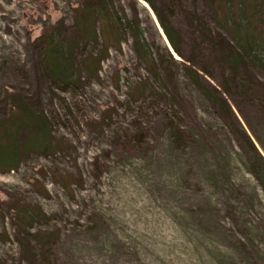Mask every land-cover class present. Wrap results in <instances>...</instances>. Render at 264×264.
<instances>
[{
	"label": "rangeland",
	"instance_id": "obj_1",
	"mask_svg": "<svg viewBox=\"0 0 264 264\" xmlns=\"http://www.w3.org/2000/svg\"><path fill=\"white\" fill-rule=\"evenodd\" d=\"M111 1L139 21L159 78L138 59L130 30L96 21L98 40H82V16L97 0H0V150L10 152L25 107L47 119L62 147L49 156L23 149L27 128L16 135L18 167L0 164V264H264V164L255 151L264 157V70L235 86L208 43V30H220L208 0H153L160 17L141 0ZM104 33L109 56L91 74L85 60L93 66L104 54ZM54 36L52 47L72 52L78 82L45 71ZM189 58L212 74L198 69L208 88L230 76L231 110L206 98Z\"/></svg>",
	"mask_w": 264,
	"mask_h": 264
},
{
	"label": "trees",
	"instance_id": "obj_2",
	"mask_svg": "<svg viewBox=\"0 0 264 264\" xmlns=\"http://www.w3.org/2000/svg\"><path fill=\"white\" fill-rule=\"evenodd\" d=\"M144 1L150 4L159 16L153 0ZM208 4L215 13V21L220 29L216 30V33L213 30H208V43L214 45L220 52L222 63L225 66L227 65L233 74L232 81L235 80V86L244 88V75L249 74L255 67L264 70V0H208ZM87 8L90 9H87L90 12L83 15L82 23L80 22L81 25H83V27H81L83 41L98 40L99 29L97 28L96 32V26L94 27L96 21L97 24L103 27V30L106 22L116 25V28L120 31L119 34H124L127 30H130L134 41V51L140 62L145 64L146 68L154 76L158 78L161 76L163 70L160 65H158L138 20H124L122 16L119 15V11H113L114 7L111 0H97V7H95L93 3H90ZM160 23L173 50L177 54H181L173 28L162 18H160ZM85 26L91 27L92 31H86ZM203 35H206V32ZM118 36L120 38L122 35ZM103 38L104 54L98 58L95 57L97 60L91 57L92 62H94L93 66L88 62V58L85 60L87 66L85 68L91 74L94 72L97 73L95 66L109 56V44L112 41H110L108 33H104ZM119 38L117 39V45H120L121 38ZM56 39H58V37L54 36L51 38V41L48 42V53L46 56L48 57V61H51V65L47 64L48 66L45 71L52 75L54 81L64 82L66 85L78 82L79 80L75 72L71 70L70 61L72 59V52L68 51L66 48L60 49L57 46L52 47V44L56 43ZM168 54L172 57L169 51ZM194 60L193 58L187 59L190 65L187 66L186 69L190 78L201 87L206 98L214 105L221 107V109L228 107V109L231 110L229 101L226 97L227 95H231L230 87L233 86L231 82L227 80L230 79V76H225L226 79L223 80L220 88H208L200 82V72L198 69L211 77L212 74L204 68L198 67L197 62ZM241 73H243L242 78L239 76ZM120 82L121 78H118L115 83L117 88L120 86ZM130 89H133L132 85H130ZM248 93L250 92L245 90L243 95L246 97ZM20 109L23 112V116L16 121V133L10 135L12 138L11 145L9 146L10 152L8 154L3 152L5 151L4 148L0 150V164L5 165L10 170H15L18 167L17 151L19 150V145L16 135L22 133V131L27 128L30 130L32 138L23 145V149L27 151H37L45 156L52 155L62 149L61 144L54 140L52 125L48 123L45 117L40 113L33 112L28 107ZM105 119L107 121L110 117H105L104 120ZM106 121L104 122L107 123ZM128 137L132 139L131 134L128 135ZM255 151L264 164L263 155L257 149H255ZM60 181L66 189H71L73 187V183L65 179L61 178ZM235 209H233L231 213H234L236 211ZM20 240L21 239H19V241ZM36 254L34 256H36Z\"/></svg>",
	"mask_w": 264,
	"mask_h": 264
},
{
	"label": "bare ground",
	"instance_id": "obj_3",
	"mask_svg": "<svg viewBox=\"0 0 264 264\" xmlns=\"http://www.w3.org/2000/svg\"><path fill=\"white\" fill-rule=\"evenodd\" d=\"M141 2H142V4L143 5H145V6H148V4H147V2L146 1H144V0H141ZM160 30H161V32L163 33V35H164V37L166 38V36H165V34H164V31L162 30V28L160 27ZM166 40H167V42H168V44H169V46H170V48L172 49V51L174 52V54L178 57V55L176 54V52L173 50V48H172V46H171V44H170V42L168 41V39L166 38Z\"/></svg>",
	"mask_w": 264,
	"mask_h": 264
}]
</instances>
